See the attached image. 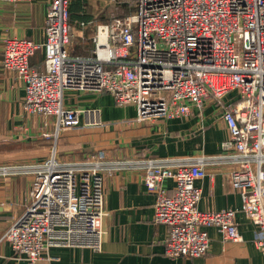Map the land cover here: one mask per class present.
Instances as JSON below:
<instances>
[{
	"label": "built area",
	"instance_id": "obj_1",
	"mask_svg": "<svg viewBox=\"0 0 264 264\" xmlns=\"http://www.w3.org/2000/svg\"><path fill=\"white\" fill-rule=\"evenodd\" d=\"M74 1L50 0L41 44L24 36L3 40L2 66L23 81L26 111L52 116L56 136L79 122L77 111L64 105L67 88L110 93L118 105H135L136 121L186 117L208 95L222 100L235 91L237 99L222 112L227 137L219 153L192 158L115 160L98 151L81 160L51 156L0 165L1 175L33 177L30 202L3 239L30 264L51 246L99 250L104 176L134 168L143 171V183L155 195L154 222L168 228L166 256L206 254L210 226L223 240L240 241L238 211L255 226L253 242L264 254V0H135L131 12L95 22L90 33L84 31L93 23L84 4L77 24L86 48L71 39ZM39 49L41 69L31 64ZM92 117L99 123L98 111ZM207 165L231 167L239 208H198L196 181L206 176ZM165 179L173 180L172 193L163 187Z\"/></svg>",
	"mask_w": 264,
	"mask_h": 264
},
{
	"label": "crops",
	"instance_id": "obj_2",
	"mask_svg": "<svg viewBox=\"0 0 264 264\" xmlns=\"http://www.w3.org/2000/svg\"><path fill=\"white\" fill-rule=\"evenodd\" d=\"M78 2L70 6L72 30L85 16L80 15ZM49 3L50 0L0 1V165L40 162L51 156L74 161L98 151L115 160L192 158L221 151V142L227 137L222 112L236 100L229 93L222 100L208 95L201 107L190 106L186 117L136 121L135 105H118L110 94H100L105 92L67 88L63 92L64 105L77 111L79 122L55 136L53 117L26 111L23 81L2 66L4 38L24 36L43 42ZM31 64L42 68V49L36 51ZM92 111H98L99 123H91ZM230 169L227 165L206 166V176L196 181L201 188L200 210L240 207L241 195L232 182ZM142 174L141 169L128 168L104 176L105 215L100 221L99 250L51 246L35 264H264V254L253 242L256 228L240 211L235 215L240 241H225L217 228L210 226L206 228L210 237L206 254L166 256L168 228L153 220L155 195L146 189ZM32 181L28 174H0V264H30L13 251L3 235L29 204ZM173 185L171 179L163 181L168 193L173 192Z\"/></svg>",
	"mask_w": 264,
	"mask_h": 264
},
{
	"label": "rangeland",
	"instance_id": "obj_3",
	"mask_svg": "<svg viewBox=\"0 0 264 264\" xmlns=\"http://www.w3.org/2000/svg\"><path fill=\"white\" fill-rule=\"evenodd\" d=\"M86 9L88 15L92 19V24L89 26L88 29H84L86 33H90L93 30V25L95 22H105L109 19L127 14L131 12L134 8L135 0H125V3H127V11H123L120 9L119 5L121 4L118 0H86ZM79 27H75L73 29L74 35L71 37L72 42L74 43L76 48H86L87 47V41L85 38H79L81 37V31L78 30ZM79 35V36H77ZM235 92V91H234ZM228 92L233 98L237 99V92ZM102 95H108L110 93H100ZM112 97L113 95L110 94ZM114 99V97H113ZM115 102V99H114ZM116 103V102H115Z\"/></svg>",
	"mask_w": 264,
	"mask_h": 264
},
{
	"label": "trees",
	"instance_id": "obj_4",
	"mask_svg": "<svg viewBox=\"0 0 264 264\" xmlns=\"http://www.w3.org/2000/svg\"><path fill=\"white\" fill-rule=\"evenodd\" d=\"M79 2L77 3V5L79 6V8H81V5H86V0H84V2L83 3H81V1L80 0H78ZM121 4L119 5L120 7V9H122L123 11H127V3H125V0H118Z\"/></svg>",
	"mask_w": 264,
	"mask_h": 264
}]
</instances>
